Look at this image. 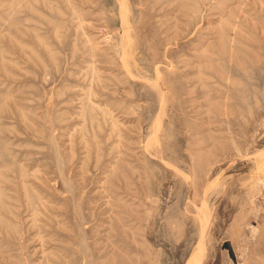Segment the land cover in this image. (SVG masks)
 Here are the masks:
<instances>
[{
	"label": "rangeland",
	"instance_id": "1",
	"mask_svg": "<svg viewBox=\"0 0 264 264\" xmlns=\"http://www.w3.org/2000/svg\"><path fill=\"white\" fill-rule=\"evenodd\" d=\"M0 264H264V0H0Z\"/></svg>",
	"mask_w": 264,
	"mask_h": 264
},
{
	"label": "water",
	"instance_id": "2",
	"mask_svg": "<svg viewBox=\"0 0 264 264\" xmlns=\"http://www.w3.org/2000/svg\"><path fill=\"white\" fill-rule=\"evenodd\" d=\"M229 248V246H227Z\"/></svg>",
	"mask_w": 264,
	"mask_h": 264
}]
</instances>
